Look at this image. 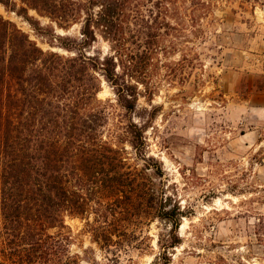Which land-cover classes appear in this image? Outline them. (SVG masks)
Here are the masks:
<instances>
[{
    "label": "trees",
    "instance_id": "obj_1",
    "mask_svg": "<svg viewBox=\"0 0 264 264\" xmlns=\"http://www.w3.org/2000/svg\"><path fill=\"white\" fill-rule=\"evenodd\" d=\"M177 1L0 0L39 37H52L50 47L68 53L43 51L0 15V264H79L69 251L66 218L86 220L92 241L115 256L144 246L150 238L143 228L153 221L168 227L156 242L158 261L179 245L182 211L145 165L131 166L124 149L114 146L118 136L109 133L107 104L98 99L101 79L129 113L140 86L154 95L161 46L146 14L151 6L157 15L171 14ZM29 11L64 31L78 25V37L56 36ZM98 39L107 53H86ZM175 66L167 79L184 62ZM129 128L135 149L142 130L133 123Z\"/></svg>",
    "mask_w": 264,
    "mask_h": 264
},
{
    "label": "rangeland",
    "instance_id": "obj_2",
    "mask_svg": "<svg viewBox=\"0 0 264 264\" xmlns=\"http://www.w3.org/2000/svg\"><path fill=\"white\" fill-rule=\"evenodd\" d=\"M175 5L171 14L157 15L152 6L146 14L161 46L154 60V81L161 84L154 95L140 86L129 113L101 79L98 99L107 104L109 133L118 136L114 146L124 149L131 166L145 165L182 211L180 243L168 249L166 261H158L156 242L168 227L153 221L143 228L150 238L144 246L115 256L92 241L86 220L66 218L69 251L79 264H264V0ZM0 15L43 51L68 56L47 44L52 37H39L26 19L2 5ZM28 16L53 27L56 36L78 37V25L64 31L34 11ZM154 22L161 26L155 29ZM167 23L178 31L170 32ZM107 51L98 39L86 53ZM182 62V71L167 79L168 67ZM131 123L142 130L135 149Z\"/></svg>",
    "mask_w": 264,
    "mask_h": 264
}]
</instances>
